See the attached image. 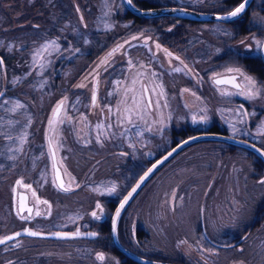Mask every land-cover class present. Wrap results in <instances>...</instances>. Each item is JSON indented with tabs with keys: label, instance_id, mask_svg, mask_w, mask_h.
Returning <instances> with one entry per match:
<instances>
[{
	"label": "rangeland",
	"instance_id": "rangeland-1",
	"mask_svg": "<svg viewBox=\"0 0 264 264\" xmlns=\"http://www.w3.org/2000/svg\"><path fill=\"white\" fill-rule=\"evenodd\" d=\"M218 1L208 0L209 4ZM191 3L189 6L204 7L196 5V0ZM122 12L116 0H0V236L24 225L41 233L89 231L97 235L75 240V252L96 264L107 259L116 264L118 258L109 255L112 243L104 239L101 227L125 193L120 196L128 157L147 166L150 159L183 138L208 130L250 140L264 149V78L253 77L235 58L222 57L226 49L236 56L258 54L256 41L264 37V17H252L256 31L233 37L231 29L218 22L186 24L166 18L135 22L117 18ZM134 36L137 39H132ZM52 41L59 50L49 47L34 62L35 51ZM117 45L123 47L117 49ZM113 49L117 50L108 56ZM104 59L108 62L101 65ZM230 67L253 77L262 94L255 99L240 95L247 87L242 76L240 90L211 82L213 76L227 74ZM133 78L138 80L137 90L140 84L148 87L153 101L157 97L151 89L162 83L168 104L149 108L143 120L134 116L138 126L120 120L124 90L133 87ZM95 80L97 101L91 106ZM80 84L85 87H78ZM65 97V109L59 117L63 122L57 121L50 128L53 109ZM131 97L129 92L128 105L132 104ZM17 101L24 107L10 111ZM241 105L247 115L238 112ZM201 117H207V122H201ZM24 134L26 142L21 144L18 137ZM49 139L70 191H62L53 183ZM107 147L118 157L108 169L104 157H98ZM173 159L126 211V242L134 253L184 264H264L260 234L257 243L262 245L256 246L253 241L242 245L241 250V246H234L219 251L193 240L190 230L198 226L201 215L212 230L211 236L220 232L222 241L232 246V232L249 224L250 213L264 194V169L253 166L254 157L242 149L205 142L189 146ZM257 174L260 179L255 177ZM71 177L75 182L70 184ZM18 180L22 184L18 185ZM112 184L117 193L109 196L106 190ZM23 185H31V189ZM19 190L27 192L33 204L28 219H22L16 211ZM36 197L48 204L37 203ZM98 202L104 208L99 220L91 216L93 211L100 214ZM29 238L35 256L49 258L63 252L61 243L66 242ZM204 247L210 257L202 253ZM213 248L216 252L211 255ZM98 253L105 259L98 260Z\"/></svg>",
	"mask_w": 264,
	"mask_h": 264
},
{
	"label": "flooded vegetation",
	"instance_id": "flooded-vegetation-1",
	"mask_svg": "<svg viewBox=\"0 0 264 264\" xmlns=\"http://www.w3.org/2000/svg\"><path fill=\"white\" fill-rule=\"evenodd\" d=\"M116 1L118 2V4H120L122 6V10H123L122 13H117V18H121V19L128 18V19H132L133 21L135 19H138V18L133 17L130 13H128L126 11V9L123 7V5L121 3V0H116ZM183 1L185 4L183 3V4H179V5L176 3H171L168 0H160V3L162 2L161 4H159L157 2H153L151 0H133L132 3L138 8H150V7L168 5V6L184 7V8H188V9L195 10V11H201V12L224 13V12H227V11L233 9L242 0H219L217 3H213V4H209L208 0H201L200 2H198L196 0V2H197L196 5H201L204 7H199V6H194V5L189 6V5L193 4L191 2L194 0H183ZM141 3L146 4L148 6H146V7L139 6ZM254 16L255 17H257V16L264 17V0H252L251 3L249 4V6L247 7V9L245 10V12L239 18H237L231 22L222 23V24L227 25L231 29L230 35H232L233 37L246 35L247 33H251L253 31L257 30L255 27H253L251 25V19ZM164 18H166L168 20L170 18L171 19H177V18H173V17L163 16V17L153 18L152 20H159V19H164ZM142 20L143 21H149L150 19H142ZM183 21H185L183 23H186V24L187 23L188 24L211 23V22H190L187 20H183ZM174 22L175 21H173V23ZM218 23H221V22H218ZM236 25H237V27H236ZM239 82H240V79H239ZM206 132H210V131L208 130ZM98 157H99V159L104 157V159L108 162L107 164H109V167L107 166L106 169L111 168L113 166V160L115 158L118 159V157L114 156L113 149H108V147L106 148L105 151L100 152V155ZM173 158H174V156L172 158H170L164 165H162L149 178V180H155L157 178V176L160 174V172L162 171V169H164L166 165H168L170 162H172L174 160ZM127 159L129 161L128 166H130V167H127V169H126L127 175H129L130 172L133 171L137 167V165H140L143 167V170H142V172H143L146 169V167L155 160V159H150V162L148 163V165L145 166V165H141L142 163H140L136 159L132 160L129 157ZM116 165H120V164H116ZM127 177L130 178L129 176H127ZM255 177L257 179H260L258 174ZM124 186H125V183L121 188L120 195L123 193ZM146 186L142 187L139 191L142 192V190H144V189H146V191H148V189H150V186L145 188ZM261 196H262V198H261L262 200H261L260 204L255 206V209H253L250 213L249 220H248L249 224L247 226H245L244 228H242V230H240V231L238 230V231L232 232L231 237H230L232 240H234V241H232V242H234L232 244V246H231L230 242L226 245L225 242L222 241L221 238H223L224 236L221 235L220 232H215V234H213V236H211L212 230L208 229V226L205 223V220L203 219V217H201V215L198 216V226H196V227L191 226L190 230L192 233L191 234L192 239L193 240H195V239L200 240L201 243L207 244L210 247H214V248L217 247V249L219 251L222 249H226V248H230V247H234V246H241L240 247V250H241L242 245L244 246V244H247L250 242L253 243V241H256V243L258 241L259 242L263 241L264 240V194H261ZM201 218H202V220H201ZM211 222H213V220H211ZM126 224H127V218H126V213H125V215L123 216V219H122L123 228H124V226H126ZM25 226H27L29 229H31L28 225H24L21 228H17L14 231L8 232L5 235L0 236V238L6 237L10 233H13L17 230L23 229ZM102 227H103V224H102ZM76 230H79V229L64 230V231L65 232H75ZM194 231L196 232V236H194V233H195ZM80 232H87V231H80ZM121 233H122V238L124 241L123 243H125L127 245L126 228ZM259 234L261 236H259ZM258 236L260 238L257 241ZM119 237H120V234L118 233V239H119ZM51 239L63 240L66 242L61 243L62 244L61 248H63L62 249L63 252L59 253V255H57L55 257H50V258L49 257H43V256H35V253L33 252L34 251L33 241L27 236L16 237L12 240H8V241H6V243L0 244V264H10V262H11V264H50V261H54L57 264H85L86 262L89 264H96L94 261H89L86 258H81L77 254V252H75V246H76L75 240L89 239V238L73 237V238H61V239L51 238ZM134 239L136 240V238H134ZM68 241H73V243H70ZM263 242L257 243L256 246H259V244L262 245ZM68 250L74 251V252H71V255H70L67 253ZM110 251L112 252V254H109V255L111 257L113 255L116 256L118 258V261L120 262V264H125L124 262H127V261H129L131 264L134 263L130 260H127L125 257L121 256L120 254L115 253L113 247L110 249ZM207 251L208 250L204 247V250L202 251V253H204V256L210 257L206 254ZM215 252H216V249L213 250V253L211 255H213ZM72 260H75L76 262L72 263ZM204 260H206V259L204 258ZM103 264H113L112 259H107Z\"/></svg>",
	"mask_w": 264,
	"mask_h": 264
},
{
	"label": "snow or ice",
	"instance_id": "snow-or-ice-1",
	"mask_svg": "<svg viewBox=\"0 0 264 264\" xmlns=\"http://www.w3.org/2000/svg\"><path fill=\"white\" fill-rule=\"evenodd\" d=\"M128 4H132L133 0H127ZM248 3V0H243V2L239 3L238 6H236L234 8V10L230 11L227 13L226 16H217L216 19L218 20H230L232 18H236L238 16H240L242 13L245 12L246 9V5ZM132 39H137V37H132ZM127 43V41L125 42ZM256 45L258 48H262L264 49V41H256ZM49 47L55 48L56 50H59V46L55 43V41L49 42V43H45L44 45H42L39 49H37L35 51L34 54V62H37L39 59L42 58V54L43 52L47 51L49 49ZM123 45H117V49L118 48H122ZM156 48L159 49L160 45L157 44ZM117 49H113L112 52H110L108 54V56H112L114 54V52ZM78 51V49H77ZM164 51L167 53V55L171 56L172 54L170 52H167V49H164ZM176 59H179V57H176ZM107 59H104L101 61V65H106L107 64ZM3 61L0 60V64H2ZM129 65L132 66V61L129 60ZM101 65H98L101 66ZM41 67H43V65H41ZM185 67H187L185 65ZM141 68H143V65H141ZM174 71H181L180 68H175ZM228 73H236L240 76H242L244 78V81L246 82L247 87L244 89H241L240 91V95H244L246 96L248 99H255L256 97L260 96L262 94L261 89L257 88V81L251 77V76H247L245 75L240 68L235 67V68H228L227 69ZM139 76H142L143 73H138ZM153 75H155L153 73ZM236 77L232 76L228 79H221V78H216L215 79V83L217 85L219 84H223V83H232L234 85V87L239 88L240 85L235 84ZM117 83H120L119 81ZM138 83V80L136 78H133L132 80V85L133 87L131 88H126L124 90V99L121 101V105L123 106L122 109H119L121 111V123L123 122H127L129 125L132 126H138L136 125L133 117L136 116L139 120H143L144 116L143 114L146 113L148 111L149 108L155 107L156 109H159L161 106L163 107H168L167 104V99H166V93L164 91V85L162 83H157L154 85V87L151 89V93L152 95L156 96L157 98L155 99V101H153L151 99L150 96H148L147 94L149 93V89L148 87H146L144 84H140V89L137 90L135 88V85ZM78 87H85L84 84H80L78 85ZM185 92L189 91L188 89H184ZM131 92L132 93V104L128 105L127 102V96L128 93ZM230 94V93H229ZM0 95H3V93H0ZM111 95V93H110ZM193 95H195L193 93ZM163 100V105H161V101ZM97 101V96H96V90L95 88L93 89V94H92V103L93 105L96 104ZM67 102V97H65L64 99L60 100L57 105L56 108L53 109V113H52V119L49 120V126L50 128L54 127V124L59 121V122H63L59 120L60 117V113L62 111H64L65 109V105ZM5 103H7V101H5ZM24 105L20 104L18 101L16 102V104L13 106L12 109H10V111L15 112L16 109L18 108H23ZM243 106L241 105V109L238 110V112H240L242 115H247L246 112H242ZM9 111V110H6ZM109 111H111V109H109ZM68 119H71L70 117ZM193 122H196V118L193 117ZM201 122H207V117H201ZM9 124H12V121H8ZM18 123V122H17ZM97 127H102V125H97ZM109 127H111V125H109ZM233 127V131H235V127ZM149 131H151V129H148ZM138 135H142V133H137ZM262 135H264V132L261 133ZM7 139H13V137L11 135H7ZM18 139L20 140V143L23 144L26 142V134L21 135L20 137H18ZM97 139L99 140V137H97ZM190 139H196V137H191ZM184 143H188V141H185ZM131 147H134V145H130ZM253 147L255 148V145H253ZM18 150H22V149H18ZM173 151H175V149H173ZM257 151H261L260 149H257ZM49 152L52 154L53 159L55 160V150L53 148V142L52 139H49ZM172 153L170 152L168 155L170 156ZM261 154H264V152H261ZM165 159H167V157H165ZM162 163V161H157L156 164H153L152 167L148 168L147 171L144 172V174L142 176L139 177V181L136 183L135 187H133L131 189V191H129L127 193L126 196L123 197V199L119 202V206L116 208L115 210V216L113 218V232L116 231V219L119 218L120 214H121V210L124 209L125 205L128 203L129 199L132 197L133 193H135L137 191V189L140 187V185L145 181V179L153 172V170L157 167V164ZM54 171L56 173L55 178L53 183H57L58 182V186L62 191H70L71 187L70 186H66L65 182L63 181V179L60 176V171L58 168H56L55 163L53 165ZM70 176V174H68ZM75 182V178L71 177L70 179V184ZM262 183H264V181H261ZM17 184H22V181L18 180ZM25 188L31 189V185H23ZM77 187H79V185H77ZM95 191H99V189H94ZM107 195L111 196L113 194L117 193V188L115 184H112V186L110 188H108L106 190ZM103 194V193H102ZM33 196L35 197V192H33ZM173 199H175V193H173L172 196ZM36 201L37 203H43V204H48L47 201H41L39 200L38 197H36ZM51 208V205H49V210ZM96 209L99 210V213H97V211H93L91 212V216L97 220H99L101 218V215L104 213V208L102 207V205L98 202L96 204ZM27 211L29 213V215H31L33 209L32 208H28L26 203H25V197L21 196L20 197V204H19V211L22 213L24 211ZM36 215L39 216L40 212L37 211ZM22 219H28L29 217H24L21 216ZM25 234L29 235V236H38L41 235V233L36 232V231H32L30 229H24ZM21 233L17 232L15 233V236H6L3 238H0V244H4L6 243V241L8 240H12L15 237L20 236ZM52 235L56 236L57 238H73V237H78L81 235L80 231L77 230L74 233H60V232H56V233H52ZM89 236H96L97 233H88ZM181 243H186V241H182ZM97 259L99 260H104L105 257L102 253H98L97 254ZM11 264V262H10ZM116 264H119V262L117 261Z\"/></svg>",
	"mask_w": 264,
	"mask_h": 264
},
{
	"label": "water",
	"instance_id": "water-1",
	"mask_svg": "<svg viewBox=\"0 0 264 264\" xmlns=\"http://www.w3.org/2000/svg\"><path fill=\"white\" fill-rule=\"evenodd\" d=\"M251 1L252 0H248V3L246 5V9L249 6V4L251 3ZM241 2H243V0ZM121 3H122L123 7L126 9V11L128 13H130L133 17L138 18V19H153V18L168 16V17H173V18H177V19H181V20H187V21H190V22H221V23H228V22H231V21L239 18L243 14L242 13L240 16H238L236 18H232L230 20H218V19H216L217 16H226L228 12L234 10V8L236 6H238L239 4L236 5L233 9H231V10H229L227 12H224V13H213V12L195 11V10H191V9L184 8V7L168 6V5L150 7V8H138L133 3L131 5L128 4L127 0H121ZM262 41H264V37H263ZM259 57H260L262 66L264 68V49H262V48H259ZM232 76L236 77L234 83L240 85L239 88L234 87V85L232 83H223V84L217 85L214 82L216 78L228 79V78H230ZM239 79H240V75H238L236 73H227V74H220V75H217V76H213L211 78V81H212V83L214 85H217V86H226V87H229V88H232V89H235V90H240L242 86H241V82H239ZM94 88L96 90V96H97V81L96 80L94 81V84H93V89ZM92 94H93V90H92ZM1 97H2V95H0V99H1ZM91 106H93L92 95H91ZM191 137H196V139H190ZM185 141H188V143H184ZM201 141H217V142L226 143V144H229V145H232V146H236V147L248 150V151L252 152L253 154H255L262 161V163L264 165V154H261V152H264V149H262L261 147H259L258 145H256L255 143H253L250 140H246V139H243V138L230 136V135H227L225 133H216V132H201V133L193 134V135H190V136H187V137L183 138L182 140H180L177 143H175L174 145H172L167 151H165L164 153L159 155L151 164H149L146 167V169L131 184V186L127 189V191L119 199V201L115 204V206L112 209V212L110 214L109 224H108L109 237H110V240H111L112 247H113L114 251H116L121 256L125 257L127 260H130V261H132V262H134L136 264H182V263H175V262L158 261V260L147 259V258L142 257L140 255H137L133 251L125 248L120 243V241L118 239V224H119V220L121 218V215L124 212V210L126 209V207L130 204L132 199L139 192V190L143 187V185L149 180V178L162 165H164L170 158L175 156L177 153H179L180 151H182L186 147H188V146H190V145H192L194 143L201 142ZM47 144H48V147H49V141H48ZM253 145H255V148L253 147ZM173 149H175V151H173ZM257 149H260L261 151H257ZM170 152L172 154L169 156L168 154ZM49 154H50L51 164H52L53 180H54L55 175H56V173L54 171V168H53V165L55 163L56 168H58L59 171H60L61 178L65 182V178H64L62 169L57 163L56 155H55V160H54L52 154L50 152H49ZM165 157H167V159H165ZM157 161H162V163L157 164V167L153 170V172L145 179V181L140 185V187L137 189V191L135 193H133L132 197L129 199V201L125 205L124 209L121 210V214H120L119 218L116 219V231L113 232V218L115 216V210L119 206V202L123 199L124 196L127 195V193L129 191H131V189L133 187H135L136 183L139 181V177L142 176L144 174V172L147 171L148 168L152 167L153 164H156ZM55 185L57 186V188H59L58 182L55 183ZM21 196L25 197V203H26L27 207L33 209V204L29 203L27 192H25L23 190H19L16 193V211H17V213L20 216L25 214L26 217H30L32 215V213H31V215H29V213L26 210L24 212H22V213L19 211V204H20V197ZM26 228L29 229L27 226H25L23 229H20V230H17L15 232H13V233H10L7 236H15V233L20 232L21 235L18 236V237L27 236V237H41V238H57L56 236L52 235V233H56V232H60V233H74V232H65V231H56V232H52V233H50V232L49 233H41V232H39V233H41V235L29 236V235L25 234V232H24V229H26ZM30 230H32V229H30ZM32 231H35V230H32ZM80 233H81V235L78 236V237H85V238L93 237V236H89L88 235V233H93V232L87 231V232H80ZM57 239H61V238H57Z\"/></svg>",
	"mask_w": 264,
	"mask_h": 264
},
{
	"label": "trees",
	"instance_id": "trees-1",
	"mask_svg": "<svg viewBox=\"0 0 264 264\" xmlns=\"http://www.w3.org/2000/svg\"><path fill=\"white\" fill-rule=\"evenodd\" d=\"M121 6V5H120ZM139 6H143V7H146L148 5L146 4H143L141 3ZM122 8V6H121ZM152 20V19H150ZM170 22L172 21H180V22H185L183 20H180V19H169ZM135 22H140V21H143L142 19H135L134 20ZM237 27V25H236ZM111 52V51H110ZM109 52V53H110ZM224 59H228V58H235L237 64H239L241 66L242 69H244L246 72H248L249 74H251L253 77H256L258 79H263L264 78V68L262 66V63H261V60H260V57H259V53L258 54H253V55H242V54H238L237 56L232 54L231 51L227 50L225 51L224 55L222 56ZM181 133L183 134L184 131H181ZM205 142H217V141H201V142H197V143H205ZM219 144H223V146L225 147H233V148H237V149H242V148H239V147H236V146H232V145H229V144H226V143H222V142H218ZM195 144V143H194ZM193 145V144H192ZM191 146V145H190ZM189 147V146H188ZM188 147H186L185 149H187ZM184 150V149H183ZM244 150L245 152L249 153L250 155H252L254 157V160L256 163H253V166H257V167H261L264 169V165L262 163V161L255 155L253 154L252 152L248 151V150H245V149H242ZM258 164V165H257ZM255 166V168L257 169V167ZM127 167H130V166H125V170H123L125 173H126V169ZM143 170V167L140 166V165H137V167L130 172L129 175H126V180H125V186L123 188V193L127 191V189L131 186V184L136 180V178L141 174ZM258 170V169H257ZM127 176H129L130 178H128ZM151 181V180H148L144 185L146 186L147 183ZM122 193V194H123ZM140 193V191L135 195V197L132 199V201L130 202V204L135 200V198L137 197V195ZM121 194V195H122ZM120 195V196H121ZM129 204V205H130ZM129 205L126 207V209L124 210V212L122 213L121 215V218L119 220V224H118V233L120 234V237H119V240H120V243L127 249L135 252L129 244H125L123 243V238H122V231L124 230L123 228V225H122V219H123V216L125 215ZM108 224H109V220H107L106 223L103 224V227H101V234L103 235L104 239H106L109 243H111L110 241V237L108 235ZM135 237V236H134ZM136 238V237H135ZM122 241V242H121ZM115 253H117L116 251H114ZM145 258L148 257V256H144ZM155 260V259H154ZM159 261H168V262H175V263H182V262H176V261H170V260H167V259H158ZM125 264H131L129 261L127 262H124ZM184 264V263H182Z\"/></svg>",
	"mask_w": 264,
	"mask_h": 264
}]
</instances>
